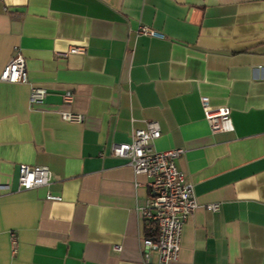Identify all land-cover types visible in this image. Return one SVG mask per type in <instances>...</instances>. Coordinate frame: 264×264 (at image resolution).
<instances>
[{"label":"crops","instance_id":"1","mask_svg":"<svg viewBox=\"0 0 264 264\" xmlns=\"http://www.w3.org/2000/svg\"><path fill=\"white\" fill-rule=\"evenodd\" d=\"M18 52L31 83L0 80V186L13 189L0 193V264H147L151 179L111 150L149 122L155 150H185L198 202L220 204L187 220L170 264H264V0H0V78ZM203 97L231 108L233 133L211 131ZM21 165L56 180L20 191Z\"/></svg>","mask_w":264,"mask_h":264},{"label":"built area","instance_id":"2","mask_svg":"<svg viewBox=\"0 0 264 264\" xmlns=\"http://www.w3.org/2000/svg\"><path fill=\"white\" fill-rule=\"evenodd\" d=\"M138 36L165 39V36L148 26H141ZM72 54H84L85 49L72 47ZM1 81L14 84H30V75L26 57L18 52L4 73ZM49 91L41 87H32L31 104H44ZM66 104L73 102V96L64 98ZM204 116L213 133H233L235 125L232 110L227 106L214 107L209 98L201 99ZM64 120L82 122L81 115L71 112H61ZM162 132L158 122L147 123L146 129L134 132L131 142L113 144L111 155L124 160L136 175H146L151 179L149 187L152 196L141 208L145 221L156 228L154 236L142 239V255L147 264L152 262V254L159 256V264H170L178 260L181 251L183 228L187 220L201 207L218 212L220 204L202 206L195 195L193 184L189 183L185 174L178 167V160L185 154L184 149H172L159 152L154 148V142L161 138ZM56 180L53 171L46 166H20L19 190H34L48 187ZM11 185L0 186V193L12 192ZM51 201H61L62 198L49 194ZM15 246L18 241L13 238ZM118 251L120 247L116 248Z\"/></svg>","mask_w":264,"mask_h":264},{"label":"trees","instance_id":"3","mask_svg":"<svg viewBox=\"0 0 264 264\" xmlns=\"http://www.w3.org/2000/svg\"><path fill=\"white\" fill-rule=\"evenodd\" d=\"M148 225H149V226H153V224H151V223H149ZM150 236H154V235H150Z\"/></svg>","mask_w":264,"mask_h":264}]
</instances>
